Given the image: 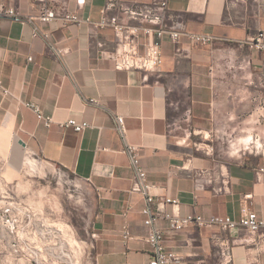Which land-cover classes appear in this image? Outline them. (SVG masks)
Here are the masks:
<instances>
[{"label": "crops", "instance_id": "crops-1", "mask_svg": "<svg viewBox=\"0 0 264 264\" xmlns=\"http://www.w3.org/2000/svg\"><path fill=\"white\" fill-rule=\"evenodd\" d=\"M2 1L23 16L44 5H66L99 20L106 0ZM169 12L190 32L215 40L200 44L183 37L176 44L166 36L160 70L147 74L115 68L108 56L115 46L110 27L92 34L87 24L36 21L46 39L34 36L32 24L0 16V128L91 185L97 264H146L153 254L145 196L131 191L135 169L116 115L125 117L126 141L138 146L152 192L177 199L182 215L239 219L242 197L251 193L264 218V171L258 178L264 155L242 152L253 135L264 141V49L251 45L264 33V0H169ZM29 101L53 117L50 127L25 105ZM70 118L91 126L77 132L60 125ZM199 169H212L216 180L195 192ZM125 223L132 234L127 244ZM156 227L167 250L182 257L180 264H220L215 235L231 241L233 264H264V232L195 225L175 230L165 219Z\"/></svg>", "mask_w": 264, "mask_h": 264}, {"label": "built area", "instance_id": "built-area-1", "mask_svg": "<svg viewBox=\"0 0 264 264\" xmlns=\"http://www.w3.org/2000/svg\"><path fill=\"white\" fill-rule=\"evenodd\" d=\"M0 16L11 17L24 24L33 25L34 36H41L47 39L35 24L36 21L52 22L58 21L63 25L76 23L78 25H89L90 32L95 34L98 29L112 28L115 37L113 51L108 54L114 61L117 70H140L146 74L158 72L162 65V43L168 36L174 43H179L183 37L200 44H209L215 40L210 34L190 32L185 24L171 17L169 12V0H152L150 2H126L123 0H106L99 20L80 17L76 12L70 11L66 5L43 6L35 15L23 16L14 6L6 5L0 0ZM252 47L259 50L264 49V33L260 32L257 39L251 42ZM54 49L53 46H51ZM61 53V51H58ZM91 102L98 103L96 100ZM31 108L38 119L45 127H50L54 122L52 116L44 114L41 106L35 102H25ZM264 113V103L261 106ZM264 115V114H263ZM63 127H73L77 132L91 126L89 122L78 121L70 118L60 123ZM115 126L119 135L125 142L123 151L128 154L131 164L135 169V176L131 191L141 193L145 196L146 204L142 209L145 216L144 223L149 228L148 242L153 248V254L146 264H180L182 257L175 251L167 250L164 245L162 232L156 227V221L165 219L169 221L175 230H183L191 225L213 227L218 226L223 231H231L243 228L251 235L264 232V218H260L253 207V194H244L240 203V218L231 216L204 217L201 214L182 215L177 209L179 201L169 196H156L152 192L153 185L147 179V172L140 164L138 146L126 141L125 117L115 116ZM211 149H213L211 147ZM255 151V153H254ZM243 153L264 155V141L260 135L249 138L242 149ZM264 171L260 168L258 178ZM224 184L229 183V175L223 173ZM195 192L205 190L213 185L216 175L212 169H199L193 175ZM167 204H172L171 211L166 209ZM131 231L128 223L122 227V238L125 244L131 238ZM95 237V234H94ZM220 247V264H233V253L231 241L219 235L213 239ZM97 264V263H95Z\"/></svg>", "mask_w": 264, "mask_h": 264}, {"label": "rangeland", "instance_id": "rangeland-1", "mask_svg": "<svg viewBox=\"0 0 264 264\" xmlns=\"http://www.w3.org/2000/svg\"><path fill=\"white\" fill-rule=\"evenodd\" d=\"M19 139L0 128V264H95L91 185Z\"/></svg>", "mask_w": 264, "mask_h": 264}, {"label": "bare ground", "instance_id": "bare-ground-1", "mask_svg": "<svg viewBox=\"0 0 264 264\" xmlns=\"http://www.w3.org/2000/svg\"><path fill=\"white\" fill-rule=\"evenodd\" d=\"M27 162H29V164H31V165H33V166H35L36 165V162H37V160L36 159H30V158H28L27 159ZM3 224V225H2ZM2 224L0 223V230H1V232L3 233V234H6L7 233V231H6V227H7V225L4 223V222H2ZM45 227V226H44ZM47 232H52L53 231V227H45L44 228Z\"/></svg>", "mask_w": 264, "mask_h": 264}, {"label": "water", "instance_id": "water-1", "mask_svg": "<svg viewBox=\"0 0 264 264\" xmlns=\"http://www.w3.org/2000/svg\"><path fill=\"white\" fill-rule=\"evenodd\" d=\"M19 142L23 145V146H27V143L23 140V139H19Z\"/></svg>", "mask_w": 264, "mask_h": 264}]
</instances>
